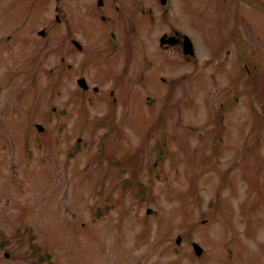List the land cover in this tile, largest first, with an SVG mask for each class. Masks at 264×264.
Instances as JSON below:
<instances>
[{
	"label": "rangeland",
	"instance_id": "obj_1",
	"mask_svg": "<svg viewBox=\"0 0 264 264\" xmlns=\"http://www.w3.org/2000/svg\"><path fill=\"white\" fill-rule=\"evenodd\" d=\"M25 1L1 6L0 33L35 17ZM171 1L196 58L162 54L158 30L127 45L126 31L104 24L84 1H38L37 27L52 26L55 6L71 7L94 52L111 30L122 36L116 61L92 69L99 91L85 99L78 73L65 93L47 75L61 62L58 37L37 36L36 49H45L32 63L35 46L22 33L14 39L29 55L6 60L17 43L1 40L0 229L15 258L0 252V264H195L192 239L209 250V264H264V0ZM146 56L153 64L145 66ZM52 103L68 113L55 115ZM117 158L123 163L115 166ZM131 170L154 181L141 195L146 203L135 184L120 186Z\"/></svg>",
	"mask_w": 264,
	"mask_h": 264
},
{
	"label": "flooded vegetation",
	"instance_id": "obj_2",
	"mask_svg": "<svg viewBox=\"0 0 264 264\" xmlns=\"http://www.w3.org/2000/svg\"><path fill=\"white\" fill-rule=\"evenodd\" d=\"M39 0H27L25 1V5L31 11V13L35 12V17L32 20H28L25 22H18V26L15 24H10L13 27L8 31H3L0 33V42L1 40L8 41V43H12L15 41L17 43L16 47L12 50L6 60H11L12 56L17 52H24L27 55L30 54V50H22L25 46L20 44V38L14 39V35H21V33L28 40L27 43H32L27 46H35L33 51V57L30 61H37L41 59L42 55L39 53L40 50L45 49L40 47L37 48V41L39 38H43V41L48 37H58L60 42H63V45H60V49L64 48L63 54L61 56V62L57 63L55 67L49 68L51 74L55 75V82L60 85V83L64 84V93L66 88L68 87L69 81L76 77L78 73L79 79H86L89 85V88L83 89V91L90 92L91 91H99V89H95L97 85L91 83V74L94 76L92 69L97 67H102V64H107L109 59H113L116 61L119 52L122 49V36L116 30L110 31L111 41L108 45L104 47H99V52H94L91 50L90 44L85 38V30L82 26L75 21L72 17L69 16V12L75 14V10L71 9V7H54L52 8V17L51 22L52 26L44 25L41 27H37L39 20L42 15L36 16V8L38 7ZM43 1V0H42ZM80 1V0H78ZM84 1L83 6L85 4H89V10L93 12L100 21H103L105 24L114 25L117 23L119 28L123 31H126L127 35V45H132L129 41H132L133 38L139 39V34L148 35L149 32L159 31L156 36V43L158 46L156 48L164 54L166 51L177 50L179 54L183 53V58H192L184 53V31L181 30V25L178 24L177 18L173 17L174 21L171 18L172 11H176L173 5L172 9L166 8V3H163L162 0H93V2L89 0H81ZM16 0H0V10L1 6L5 4L14 5ZM173 2V1H172ZM76 10H79L76 8ZM88 10V9H87ZM1 31V29H0ZM58 35V36H57ZM129 35V36H128ZM39 36V38L37 37ZM66 36V38H65ZM163 39V44H160V40ZM19 44V45H18ZM57 47V46H56ZM129 52L132 54L134 49L128 48ZM180 50V51H179ZM71 56V57H70ZM93 57V58H92ZM92 58V59H91ZM150 60L149 56H146L144 62ZM90 63L91 71L85 72L87 65ZM168 63L172 64L171 60H166L163 58V64L168 65ZM71 70H75L74 75L70 74ZM125 73L126 77H128L125 68L121 71V74ZM116 83V82H115ZM59 85L57 87H59ZM79 85V84H78ZM92 88V89H91ZM0 104H2V92L0 91ZM65 107V106H64ZM3 110L0 108V123L5 120V116H3ZM62 113H67V110L62 111ZM209 214V206L207 207ZM209 219V217H208ZM202 220H205L202 219ZM6 235L2 229H0V252L3 256L8 259H14L15 254L11 257V250L8 247V242L6 241ZM191 243L194 241L191 240ZM191 261L195 264H209V250H203L200 256H197L193 249L190 251ZM6 253L9 255L6 256ZM177 256L179 253L177 251ZM1 257V255H0ZM177 261V262H176ZM176 264L180 263L179 259L175 260Z\"/></svg>",
	"mask_w": 264,
	"mask_h": 264
},
{
	"label": "water",
	"instance_id": "obj_3",
	"mask_svg": "<svg viewBox=\"0 0 264 264\" xmlns=\"http://www.w3.org/2000/svg\"><path fill=\"white\" fill-rule=\"evenodd\" d=\"M185 52L186 53L188 52L191 54L194 53L192 41L188 36H186V38H185ZM39 128L42 129L41 126H39Z\"/></svg>",
	"mask_w": 264,
	"mask_h": 264
}]
</instances>
